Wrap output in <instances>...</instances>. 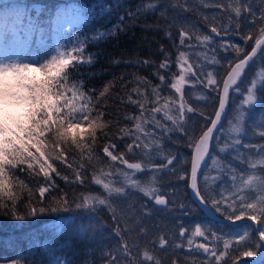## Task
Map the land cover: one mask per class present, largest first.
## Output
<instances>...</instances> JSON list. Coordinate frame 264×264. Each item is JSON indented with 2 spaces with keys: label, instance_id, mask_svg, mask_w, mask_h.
Here are the masks:
<instances>
[{
  "label": "trees",
  "instance_id": "16d2710c",
  "mask_svg": "<svg viewBox=\"0 0 264 264\" xmlns=\"http://www.w3.org/2000/svg\"><path fill=\"white\" fill-rule=\"evenodd\" d=\"M13 1L23 4V8L20 9V16L24 18V24L28 23L29 15L35 14V4L44 6L45 12L42 13V16L48 18L43 45L37 44L39 36L38 33H34L24 56L30 57L35 53L41 59L46 60L54 53L58 44H65L68 46V50H71L76 45L77 36L86 41L83 55L85 60L91 55L93 62L90 65L78 64L74 68L69 67L67 70L68 84L71 86L73 83H83L82 91L91 97V102L88 104L89 119H99L98 113H103V122L106 125L105 128L96 132L94 159L91 163L84 159L80 151L70 143L64 145L67 163L53 159L52 162L60 176L53 173L52 179L57 188L45 194L44 203H47L50 197H60L64 193L67 194L70 202L79 197L81 193L104 195L101 186L94 184L92 179L93 173L97 171V166L103 167L106 171L111 170L114 173L112 179L117 182V186H121L122 178L115 174V168L111 167L110 158H107L106 154L103 153V147L109 143L116 145L114 154L124 153L125 159L129 163H141L142 166L146 167L147 170L143 174H141L142 172L137 173L134 177L141 181L142 186L151 187L152 183L148 182V179L151 180L152 176L155 175L157 181L155 188L159 189V194L163 195L169 188L170 192L177 195V199L173 202L170 201L165 208H157L152 198L148 200L142 197L135 202L129 192L138 196L144 195V193L138 189H128L127 198L115 202L118 204L117 215L119 219L117 220L113 219L112 213L104 206L97 210L73 207L68 211L46 212L28 217L23 221L12 219L10 214H5L7 209H4L3 212H0V264L17 260L21 254L28 252L33 244H37L38 247L46 246L49 244L48 241L54 237L69 244V249L75 251L76 254L69 264L73 262L76 264H110L112 256L117 257L118 264H128V259L123 254H117L118 251L122 253L121 246L124 241H127L129 245H139L138 248H133L131 253L137 258L138 264L142 260L143 251L146 249L155 260L160 261V264H174V262L175 264H186V262L187 264H205L206 259L201 256L194 257V253L202 254L194 247L195 244L192 248L187 245V239L191 236L194 225L201 223L203 226L207 223L208 227L215 232L227 231L230 227L236 228L241 225H231L224 220L227 214L226 209L224 216L216 214L224 218L222 220L207 215L189 192L190 158L193 149L188 146V136L198 139L210 125L207 121L214 117L220 91L208 89L205 92V84H201L195 79L188 80L189 84L184 87V102L186 106H191L194 111L185 113L186 126L184 132L155 131V136L152 139L159 137L158 143L161 145L159 149L155 148L149 140L143 141L152 148L151 161L145 159L142 156V151L135 146L132 153L127 150L126 146L133 144V140L124 136L121 129H132L134 126V121L127 119V116H140L138 104L131 103L129 96L132 100L145 103L144 118L149 121H151L149 115L151 109L158 106L152 103L154 96L151 92V86H161L160 95L162 97H169L173 101L177 100L179 94L175 93L174 89H170V85L173 82V76L179 74V65L175 63L179 52H185L188 55V63L196 70L201 81L205 80L199 74L200 65L205 63V55L210 59L214 57L216 63L209 62L205 69H211L218 84L221 85L222 80L231 69L230 65L233 66L238 62L237 56L242 59L245 53L251 51L259 28L264 27V23L257 21L253 24L250 16L243 17V15L237 21L234 14L229 13V9L225 7L220 8L222 12H213L216 11V7L218 8V4L225 3L224 0H160L154 10H145L144 5L154 3L155 0H0V9H5L6 5H10ZM74 5H78L80 10L86 13L88 19L59 31L56 27L57 21L63 16H68ZM225 5L228 7L227 3ZM257 7H264L260 0L257 2ZM138 8L140 11H137ZM161 11H165V16L160 15ZM258 14L260 15V13ZM237 22L240 25L238 34L235 30ZM23 23L19 25L21 28ZM117 25L120 27H115ZM212 27L218 29V34L211 32ZM224 28H229V31L225 33ZM113 30L116 33L114 36L109 35L98 40L92 39L98 32H112ZM181 31H189V35L193 37L209 35L213 39L206 47H201L195 39L189 40L186 37L185 44L181 45ZM166 32H169L170 36L166 35ZM249 34L252 39L245 44L243 37ZM28 41L29 36L26 38V42ZM225 41L239 45L240 50L237 51L232 48L225 50L223 47ZM189 44L195 45V47H187ZM161 46H163L164 51H161ZM165 53L169 54L171 65L168 69H160L159 64L164 60ZM114 60L120 62L113 63ZM137 60H150L152 63L144 65L137 63ZM252 71V69L247 70L249 73ZM157 72L164 76L166 85H162L158 76L154 75ZM138 77L150 81V86L138 83ZM248 78V76L244 77L245 80ZM191 85H195L208 97V104H206L204 112H198L191 101L193 88ZM106 87L108 91L101 95ZM243 87L244 85L241 84L242 89ZM134 88L143 91L145 95L137 96L132 91ZM232 97H240V95L235 96V92H231L228 116L222 126L223 128L228 126L229 115L233 112L235 103L231 102ZM262 109H264V101L251 109H247L250 115L246 116L245 134L240 136L239 152L243 153V156L239 159H233V156L237 155L234 150L227 154H221L216 149L215 143L213 144L211 156L230 164L232 168L237 170V173L244 174L245 178L249 174L264 175V172H261L259 168L254 173L249 172L246 163L249 155L259 151L255 146L264 144V137L258 135L264 129L255 127L261 120ZM171 114L176 115L175 112ZM156 119L161 123H167L168 127H172L171 121L164 120L163 113H157ZM80 123L81 126H86L84 122ZM151 130L152 126L149 124L146 131ZM189 130L192 131L191 134H189ZM104 133H108V136H105ZM122 136L123 139H121ZM217 136L224 143L226 135L224 137L219 131ZM47 142L54 143L55 141L52 136H49ZM85 142L91 144L92 138L89 136ZM169 156L176 157L173 164L162 167L167 165V157ZM114 163L116 167L126 168L119 162ZM69 164L72 165L71 168L68 167ZM80 164L84 165L85 170L78 168ZM153 165L161 166L162 170L153 173L149 170ZM173 168L179 170L174 174L171 171ZM73 169L81 171V176L84 179L83 184L75 181ZM234 174L236 173L218 172L209 160L199 181L201 195L207 198L214 194L217 199L220 198L221 191L225 195H229L232 190L231 175ZM181 175L184 176L183 179L179 178ZM65 176L68 177L67 181L63 179ZM203 176L209 178L218 176L219 179L205 191ZM12 177L13 192L17 198V211L22 214L25 213L24 205L29 200L39 206L38 189L43 185L45 177L42 174H33L20 169L15 170ZM19 181H23L27 188L22 189L19 186ZM2 201L9 206L12 203L7 197L2 198ZM129 206L142 218V227L145 229L143 234L140 233L139 228L131 233L124 231L125 222L128 223L129 227L133 223L132 219H128ZM189 209H191L190 213ZM145 211L149 212L150 215L142 216ZM169 213L170 216H168ZM181 226L188 229L184 236L179 234ZM161 235L169 241L168 245H159ZM255 238L254 233L253 239ZM9 240H11V246L8 243ZM150 240L151 243H149ZM176 244L183 246L177 249L174 247ZM248 250L255 249L244 246L237 248L236 245H233L226 257L227 264L256 258L244 256L243 253ZM83 258L86 259L83 261ZM147 264H154V261L147 262ZM241 264H259V261Z\"/></svg>",
  "mask_w": 264,
  "mask_h": 264
},
{
  "label": "snow or ice",
  "instance_id": "6c2138e0",
  "mask_svg": "<svg viewBox=\"0 0 264 264\" xmlns=\"http://www.w3.org/2000/svg\"><path fill=\"white\" fill-rule=\"evenodd\" d=\"M160 0H155L154 3L144 5V9L154 10ZM231 13H234L237 21L241 18L242 13L246 10L247 15L251 17V23L255 24L257 21L264 23V7L254 9L251 7L245 8L250 3V0H225ZM261 5H264V0H260ZM137 11H140L138 8ZM166 11V10H165ZM165 11H161L160 15L165 16ZM45 12L44 6H36L35 14L28 16L29 26V41L25 44V50L31 43V36L38 33V45H43L44 37L47 32L46 25L48 18L42 16ZM257 12L260 13L257 17ZM130 15H132L130 13ZM50 16V10H49ZM24 22V18L20 15L4 18V31L0 32V43L5 45V53H7V41L9 34L12 37L18 38V26ZM231 23V17H230ZM115 27H120L117 25ZM150 27V26H149ZM239 22L235 25V30H239ZM229 28H224L227 33ZM213 34H218L216 27L211 28ZM115 30L112 32H98L93 40L115 35ZM166 35L170 36L169 32ZM189 40L195 39L201 47H206L212 41V36H190L189 31H181L180 43L185 44V38ZM252 36L246 35L243 37L245 44L251 40ZM85 40H81L79 36L76 37V45L68 50L65 44H58L55 49V55H51L48 59H41L35 53L30 57L13 53L12 55L5 54L0 56V212L7 209V214L16 221H23L31 216H37L46 212H61L68 211L71 208L97 210L104 206L112 213L113 219H119L117 215L118 204L115 203L121 199H126L128 196V189H138L144 193L145 196L151 197L156 205L167 206L169 201L164 195L159 194V189L153 187L142 186L141 181L134 177L137 173L144 171L141 163H129L125 159L124 153L114 154L116 152V145L109 143L103 147V153L107 158H110L111 167L115 168V174L122 178V185L117 186V182L112 179L114 173L111 170H105L103 167L97 166V171L93 173L92 179L94 184L101 186L104 195L94 193H81L79 197L74 198L72 202L69 201L66 193L60 197L52 196L47 203H44L45 194L56 190L57 186L52 179L53 173L60 176L53 164V159L62 163H67V153L64 150V145L70 143L89 163L94 159L95 152V138L97 130H102L106 127L103 122V113H98L99 119H89L90 110L88 104L91 102V97L82 91L83 83L68 84L69 67H75L78 64H91L92 57L89 55L87 60L84 58V44ZM192 48L195 45H187ZM223 47L225 50L230 48L237 51L240 50L239 45L231 44L225 41ZM161 51H164L161 46ZM27 60V62H25ZM205 63L200 65V71L206 77L201 81L196 74V70L188 63V58L185 52H179L175 63L179 65V74L173 76V82L170 89H174L175 93L179 94L177 100L173 101L169 97H162L160 95L161 86H151V92L154 96L153 104L158 105L153 107L149 113L151 121L145 119V103L139 100H132L129 96V101L133 104H138L140 109V116L129 115L126 118L134 121L132 129H121L124 136L133 140V144H128L127 150L129 153L133 152V147L142 151V156L151 161L152 148L149 144H145L144 140L149 142L157 149L161 147L158 143L159 137L152 139L155 136V131L161 132H184L186 126L185 113H191L194 109L191 106H186L184 102V86L189 79H195L201 84H205V92L208 89L213 91H220V85L211 72H204L207 64L216 61L213 58L204 57ZM238 62L231 66V70L227 72V79L222 80L223 88L222 95H218V110H215V119L207 121L210 127L203 131L198 139L193 136H188V146L193 149V155L190 158L191 164V189L199 200L202 206V211L207 215L213 216L220 214L225 215L226 219L235 223V221H243L245 217L250 223H243L239 227L229 228L227 231L215 232L208 227L207 223L203 226L201 223H196L191 232V236L187 239L189 248L193 247L196 237H212L211 243L223 241L222 249L219 247H210L209 243H199L195 247L207 257L205 264H227L226 257L229 255L233 245L237 248L244 246L247 248H254L255 250H248L243 253L246 257H264V175L249 174L245 178L244 174L237 173V170L232 168L230 164L220 161L215 156L210 157V146L215 143L216 148L221 154H227L235 151L237 155L233 159H239L243 153L239 152L240 136L245 134V120L246 116L250 115L247 109L264 101V27L259 28L257 37L254 40L250 53H245L241 59L237 56ZM120 61L114 60L113 63ZM137 63L147 65L152 63L150 60H137ZM171 65V58L169 54L165 53L164 60L159 64L160 69H168ZM187 65V66H185ZM259 68L258 72L255 69ZM247 69H252L251 73ZM161 80L162 85H166L164 76L159 73H154ZM248 76L247 80L244 77ZM240 81V83H238ZM137 82L150 86V81L144 78H137ZM241 84L244 85L243 89ZM230 90L243 95V99L239 105H233L232 118L228 120L230 125L227 130V136L221 146L219 136H214V132L219 130L224 135L222 125V117L228 115L226 108L230 102ZM108 91L106 87L101 95ZM137 96H144L145 93L138 88L132 90ZM69 93H71L69 95ZM205 98L206 97H202ZM171 105V106H170ZM247 106V108H246ZM175 112L176 115L171 113ZM157 113H163L165 121H171L172 127H168L167 123H161L156 119ZM80 122H84L86 126H81ZM149 124L152 126L151 131H146ZM255 127L264 129V109H262L261 120ZM108 136V133H104ZM187 135V133H185ZM264 137V131L258 133ZM49 136H52L54 143H48ZM92 138L91 144L86 143L88 137ZM123 139V136L121 137ZM252 148L253 146H247ZM258 148V159L253 160L251 157L246 161L247 170L254 173L257 168L264 172V144L255 146ZM55 153V155H53ZM86 154V155H85ZM211 160V165L215 169L224 173L225 171L236 173L231 175V191L229 195H225L223 191L220 192V198L210 195L205 197L201 195V188L198 185V174H202V165H206ZM175 156L167 157V167L173 164ZM114 162H119L120 165L126 168L116 167ZM72 167V165H68ZM161 166L153 165L150 171L153 173L160 172ZM81 170L84 165H78ZM29 171L33 174H42L45 177L44 183L38 189L40 197L39 206L29 200L25 203V213L17 211V198L13 192V177L12 173L15 170ZM38 170V171H37ZM179 169L173 168L171 171L175 174ZM75 181L81 184L84 179L81 176V171L73 169ZM183 179L184 176L179 177ZM18 179V177H17ZM65 181L68 177H63ZM219 177L203 176L205 191L207 188L214 185ZM151 182L155 183V175L152 176ZM19 186L27 188L23 181H19ZM31 190L29 189V192ZM7 197L12 201L11 205L3 203L2 198ZM183 207V205H181ZM191 209H189V213ZM150 215L149 212H143L142 216ZM128 219H132L133 223L129 227L125 222L124 231L131 233L136 228L140 229L143 234L145 229L142 227L143 220L137 213L132 210L131 206L128 209ZM185 229L181 226L180 236H184ZM255 233L256 238L253 239ZM207 234V235H206ZM238 237V239H236ZM123 239V237H121ZM11 246V240L8 241ZM169 241L163 235L159 237V245H168ZM183 245L176 244L174 247L179 249ZM122 253L128 259V264H138L137 258L132 256V249L138 248V244L129 245L127 241L122 244ZM219 253V254H218ZM111 255V254H110ZM154 261V264H160L159 260L149 254L146 249L142 253V260L139 264H147V262ZM55 264H67L66 261H61L57 258ZM110 264H118L117 257L112 256ZM175 264V262H174ZM187 264V262H186ZM259 264H264V259L259 261Z\"/></svg>",
  "mask_w": 264,
  "mask_h": 264
},
{
  "label": "rangeland",
  "instance_id": "374dc122",
  "mask_svg": "<svg viewBox=\"0 0 264 264\" xmlns=\"http://www.w3.org/2000/svg\"><path fill=\"white\" fill-rule=\"evenodd\" d=\"M258 1L259 0H250V3L247 6H245V8L251 7L254 9H258V7H257ZM241 4H243V0H241ZM35 6H38V4H35ZM221 7H225L227 9H229L225 5V3H221V4H218L219 9L216 7V11H213V12H222V9H220ZM21 8H23L22 3L18 2V1H13V2H11L10 5H6L5 9H0V32H3L5 30L3 27L4 18L5 17H13L16 15H21V12H20ZM229 13H231L230 9H229ZM258 13L259 12H257V16L259 15ZM242 15H243V17L248 16L247 11L245 10L242 13ZM234 17H235V15H234ZM87 19H88V16L86 15V13L82 12L78 5H74L72 7V10L69 11L68 16H63L57 21L56 27L59 31H62L64 29H67V28H70L74 25H77L81 22H85ZM17 36H18V38H14L11 36V34H9V38H8L7 45H6L7 53H5V45L3 43H0V56H3L5 54L12 55L13 53L20 54V55L24 56V54H23L24 50L23 49L25 48L26 38L29 36L28 23H25L23 25L22 30L19 29ZM52 55H55V51H54V53H52ZM185 66H187V65H185ZM258 71H259V68H256L255 72H258ZM204 72L213 73V71H211V69H207V68L206 69L204 68ZM199 74H201L202 77L206 79L205 75L203 73H201L200 70H199ZM226 76H225V78H226ZM187 84H189V83H186L185 86ZM191 86L193 87L191 90V92H192L191 101L193 102V105L198 112H204V110L206 109V104H208V97L201 90H198L195 87V85H191ZM221 87H222V84L220 85V89H221ZM238 95H240V97H232L231 98V102H234L235 105H239L240 101L243 99L242 94H238L235 92V96H238ZM202 97H206V99L202 98ZM246 108H247V106H246ZM232 115H234V112H232V114L229 115L228 120H230L232 118ZM229 127H230V125L228 123V126L223 128L225 130L224 131V137H225V135L227 136V130L229 129ZM191 132L192 131L189 130V134H191ZM222 145H223V143L221 142V146ZM216 149L218 150V148H216ZM257 153H255V154L251 153L252 155L251 156L249 155V157H251V159H253V160H256V159H258ZM214 154H215V152H214ZM142 167H143L144 171L141 174H143L145 172V170H147L145 166H142ZM112 177L114 178V176H112ZM148 182H151V180L148 179ZM156 183H157V181L155 183H152L151 187L155 188ZM170 191L171 190L168 188L164 192V195L168 196L169 200L171 202H173L175 199H177V195L174 192H170ZM129 194L132 196V198L135 202L138 201V198H142V197L147 198L148 200L151 199V197H148L145 195L138 196L133 192H129ZM170 215L171 214L169 213L168 216H170ZM193 228H192V230H193ZM58 230H59V228H58ZM212 239L213 238L210 236L207 237V239L202 238V237H196L194 240L193 246H194V244L196 245L199 243H209L210 247H219L222 249L223 241H218L217 243H211ZM236 239H238V237ZM48 243H49L48 245H46V246L44 245L42 247H38L37 244H33L31 249L28 252L21 254L17 258V260L9 262V263H4V264H55L57 258H59L62 262L66 261L67 264H69V262L72 260V257H74V254H76L74 250L69 249V244L61 242L59 238H55V237L51 238V240H49ZM149 243H151V240ZM200 256L203 259L207 260V257L204 256L203 254L194 253V257H200ZM258 257H256V258H258ZM256 258H253V259H256ZM85 259L86 258H83V261ZM253 259H248L247 261H251ZM90 262H93V260H90ZM72 264H76V263L73 262Z\"/></svg>",
  "mask_w": 264,
  "mask_h": 264
},
{
  "label": "water",
  "instance_id": "95a60500",
  "mask_svg": "<svg viewBox=\"0 0 264 264\" xmlns=\"http://www.w3.org/2000/svg\"><path fill=\"white\" fill-rule=\"evenodd\" d=\"M250 52H251V51H250ZM250 52H249V53H250ZM236 63H237V62H236ZM234 65H235V64H234ZM234 65H233V66H234ZM230 70H231V69H230ZM246 71H247V70H246ZM225 79H227V76H226ZM238 83H240V81H238ZM222 88H223V84H222V87H221L220 95H222ZM230 93H231V90H230ZM218 107H219V105H218ZM218 107H217L216 110H218ZM228 109H229V104H228V106H227V108H226V112H227V113H228ZM226 117H227V115H226L225 117H222V125H223V123H224ZM213 119H215V115H214ZM222 125H218V129H219ZM210 126H211V125H209L208 127H210ZM206 130H207V128H206ZM206 130H205V131H206ZM218 132H219V130L215 131V132H214V136H216ZM212 147H213V145L210 146V155H211V152H212ZM192 155H193V150H192ZM209 159H210V157H209V158H206V160H207L208 162H209ZM207 164H208V163H207ZM207 164L201 166V168H202V173H203L204 169L206 168ZM190 171H191V170H190ZM201 175H202V174H198V185H199V181H200V177H201ZM189 192H190L191 197L194 199V201H195V202H196V203L202 208V206L199 204V200H198V198L195 196L193 190L191 189V177H189ZM164 196H165V195H164ZM165 198L169 201V199H168L167 196H165ZM153 203H154V205H155L157 208H165V207H167V206L156 205V204H155V201H154ZM168 204H169V203H168ZM212 217H214V218H216V219H218V220H222V219H224V218H222V217H220V216H218V215H213ZM224 220L227 221L228 223H230L231 225H235V226H238V225H240V224H242V223L248 221L247 219H244L243 221H235V223L233 224V223L229 222L227 219H224ZM249 222H250V221H249ZM262 258H263V257H258V258H256V259L251 260V261L242 260V261H238V262H236V263H234V264H241V263H245L246 261H247V262H257V261H260Z\"/></svg>",
  "mask_w": 264,
  "mask_h": 264
},
{
  "label": "bare ground",
  "instance_id": "6f19581e",
  "mask_svg": "<svg viewBox=\"0 0 264 264\" xmlns=\"http://www.w3.org/2000/svg\"><path fill=\"white\" fill-rule=\"evenodd\" d=\"M245 219H247V218H245ZM246 222H249V221H246Z\"/></svg>",
  "mask_w": 264,
  "mask_h": 264
}]
</instances>
